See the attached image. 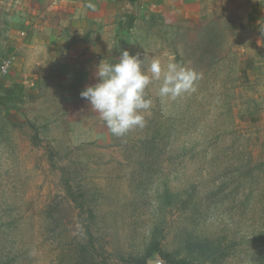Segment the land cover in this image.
I'll use <instances>...</instances> for the list:
<instances>
[{
	"label": "rangeland",
	"instance_id": "obj_1",
	"mask_svg": "<svg viewBox=\"0 0 264 264\" xmlns=\"http://www.w3.org/2000/svg\"><path fill=\"white\" fill-rule=\"evenodd\" d=\"M17 3L0 0V79L26 90L0 106V264H264V0H110L103 18L137 17L115 43L38 27L6 56ZM121 50L202 78L175 100L154 81L145 126L116 137L80 93Z\"/></svg>",
	"mask_w": 264,
	"mask_h": 264
},
{
	"label": "clouds",
	"instance_id": "obj_2",
	"mask_svg": "<svg viewBox=\"0 0 264 264\" xmlns=\"http://www.w3.org/2000/svg\"><path fill=\"white\" fill-rule=\"evenodd\" d=\"M89 2L86 8L95 9ZM98 82L87 86L80 96L99 114L108 130L116 137H123L129 131L146 124L153 100L148 91L154 81L160 82L159 95L175 100L196 91L197 81L202 73L169 59L162 63L153 56L150 61L140 54L132 55L121 50L117 63L103 60L96 72ZM148 264H153L149 259Z\"/></svg>",
	"mask_w": 264,
	"mask_h": 264
},
{
	"label": "crops",
	"instance_id": "obj_3",
	"mask_svg": "<svg viewBox=\"0 0 264 264\" xmlns=\"http://www.w3.org/2000/svg\"><path fill=\"white\" fill-rule=\"evenodd\" d=\"M139 1L137 0L133 3L128 0L131 5H137ZM88 2L89 0H21V3L16 4L19 11L12 13L11 20L14 24V32H20L21 35L25 34V37L12 39L13 41L8 51L12 49L14 51L12 55H14L19 47L30 45V39L35 36L36 32L40 31L37 30L38 27H41V32H50L51 34L52 31L53 35L58 31L60 34H57V36L63 38L65 33L71 32L70 28L72 29L75 23L87 25L89 22L91 27L84 32L85 35H89L93 31L100 32L109 28L110 32L114 34V43L124 32L127 34L130 32L126 30L119 31V22L124 20L126 15L134 14H122L118 22H116L114 14L111 18H103L104 13H107L105 11L110 4V0H90L96 6L95 9L86 8ZM134 16L136 17V15ZM72 30L77 31L75 28ZM107 51L109 49L103 48L100 49L99 53Z\"/></svg>",
	"mask_w": 264,
	"mask_h": 264
},
{
	"label": "trees",
	"instance_id": "obj_4",
	"mask_svg": "<svg viewBox=\"0 0 264 264\" xmlns=\"http://www.w3.org/2000/svg\"><path fill=\"white\" fill-rule=\"evenodd\" d=\"M137 0H131V2L135 3ZM136 22V17L134 15H126L124 20L119 22V31H131ZM13 50L10 49L6 56H10L13 54ZM7 77H3L0 79V106L7 109V116L10 117L9 108L12 106L23 104L26 98V90L25 87L21 84H13L7 85ZM166 260L169 257L163 256Z\"/></svg>",
	"mask_w": 264,
	"mask_h": 264
}]
</instances>
